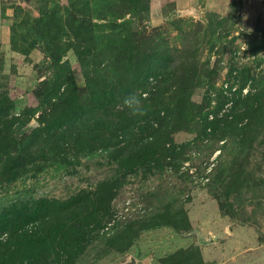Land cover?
I'll return each mask as SVG.
<instances>
[{"label":"trees","instance_id":"16d2710c","mask_svg":"<svg viewBox=\"0 0 264 264\" xmlns=\"http://www.w3.org/2000/svg\"><path fill=\"white\" fill-rule=\"evenodd\" d=\"M90 1L101 23L72 19L75 26L66 33L63 24L45 8L38 17L42 25L29 35L31 41L25 40L26 45L19 47L13 38V46L17 44L22 53L40 45L48 75L33 91L36 108L16 116L8 94L0 96V184L41 171L54 161L66 163L68 158L98 152L124 177L137 170L162 167L163 163L175 166L195 141L208 136L223 141V147L224 143H234L232 159L226 165L219 163L213 174L224 197L249 186L245 166L253 143L264 131V75L254 78L244 95L241 88L230 99L221 93L216 105H210L208 89L205 105H186L193 85L207 83L212 88L215 68L204 63L199 67L188 54L184 60L173 57L170 50L184 47L186 54L187 46L179 47L175 41L177 45H171L164 31L145 27L150 0ZM223 20L209 14L207 24L199 25L205 33H218L220 39L223 30L218 28ZM176 30L178 35L183 33L179 27ZM64 33L68 37L62 41ZM256 39L255 33L248 40L246 50L252 55L264 47V30ZM69 50L76 56L83 86L77 84L69 61L63 60ZM234 68L231 65L229 70ZM192 71L195 73L190 75ZM249 72L246 67L241 71V86L254 77ZM228 102L232 103L228 111L219 114ZM35 114V125L21 130ZM184 127L194 137L174 144L173 133ZM261 142L264 146V138ZM115 182L82 189L71 199L39 196L3 203L0 264H76L92 239L90 234L112 215ZM169 214L165 209L156 215L157 221L142 220L137 229L160 225L186 229L189 225L187 217L172 219ZM132 228L129 224L118 235L121 248L131 242ZM175 261L205 264L197 248L193 252L178 250L161 260L163 264Z\"/></svg>","mask_w":264,"mask_h":264},{"label":"rangeland","instance_id":"374dc122","mask_svg":"<svg viewBox=\"0 0 264 264\" xmlns=\"http://www.w3.org/2000/svg\"><path fill=\"white\" fill-rule=\"evenodd\" d=\"M93 4L90 0H0V96L8 94L14 115L36 108L38 102L33 91L48 75V69L38 43L22 53L17 44L13 46V38L19 47L26 45L25 40L31 41L29 35L42 25L38 17L45 8L50 9L57 23L63 24L66 33L75 26L72 19L101 23L103 20L97 18ZM209 14L224 19L218 28L223 30L220 39L218 33H205L199 25L207 24ZM144 25L148 30L164 31L171 45L187 46L189 53L186 54L184 47L170 50L173 57L177 55L184 60L188 54L199 67L204 63L215 68L212 88L207 83L193 85L189 98H185L186 105H205L208 89L210 105H216V97L221 93L230 99L241 88L244 95L254 78L264 75V47L254 55L246 50L248 40L255 33L259 40L264 30V0H150ZM177 27L183 33L178 35ZM67 37L64 33L61 40ZM63 60L69 61L77 84L83 86L75 54L69 50ZM231 65L236 67L232 71ZM245 67L250 68V77H254L241 86V71ZM231 102L219 114L228 111ZM37 115L21 130L33 127ZM192 137L194 134L189 129L180 128L173 133V143L179 145ZM259 137L245 166L249 186L227 197L221 193V185L214 181L213 174L219 163L226 165L232 159L234 143H224L223 147V141L207 136L195 141L187 150L189 153L175 161V166L163 163L162 167L137 170L125 177L100 152L89 157H71L66 163L54 161L41 171L0 184V207L9 200L39 196L71 199L82 189L93 190L101 183L116 180L110 207L112 215L90 234L92 239L76 264H163L161 260L175 251L193 252L194 248L200 251L203 261L206 256L205 264H264V146L261 142L264 131ZM165 209L170 211L172 219L187 217V228L160 225L137 229L142 220L157 221L156 215ZM129 224L133 227L132 239L121 248L120 236L117 237Z\"/></svg>","mask_w":264,"mask_h":264},{"label":"crops","instance_id":"0c3cea01","mask_svg":"<svg viewBox=\"0 0 264 264\" xmlns=\"http://www.w3.org/2000/svg\"><path fill=\"white\" fill-rule=\"evenodd\" d=\"M204 256H205V255H204ZM207 260H208V259H207V258H206V256H205V257H204V261H206V262H207Z\"/></svg>","mask_w":264,"mask_h":264}]
</instances>
